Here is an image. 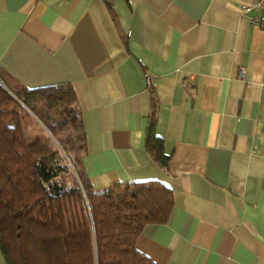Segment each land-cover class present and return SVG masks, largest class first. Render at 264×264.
<instances>
[{
	"label": "crops",
	"instance_id": "1",
	"mask_svg": "<svg viewBox=\"0 0 264 264\" xmlns=\"http://www.w3.org/2000/svg\"><path fill=\"white\" fill-rule=\"evenodd\" d=\"M258 1L0 0V69L25 86L74 90L89 181L172 189L168 221L136 240L157 264H264ZM153 96L166 166L146 148Z\"/></svg>",
	"mask_w": 264,
	"mask_h": 264
},
{
	"label": "trees",
	"instance_id": "2",
	"mask_svg": "<svg viewBox=\"0 0 264 264\" xmlns=\"http://www.w3.org/2000/svg\"><path fill=\"white\" fill-rule=\"evenodd\" d=\"M152 100L146 148L166 166L169 154L156 125L158 101L156 96ZM42 101L45 106L37 104ZM75 101L71 87L56 92L25 86L0 69V252L4 264H157L137 248L136 240L147 223L168 221L175 203L168 184L148 179L95 187L78 164L75 148L80 142L73 146L76 156L70 155L78 180L62 150L44 138L50 137L34 127L35 135L29 130L32 122H39L36 114L63 143L62 123L49 119V114L53 116L51 111L57 108L64 125L75 126ZM64 142L71 144L68 139Z\"/></svg>",
	"mask_w": 264,
	"mask_h": 264
},
{
	"label": "rangeland",
	"instance_id": "3",
	"mask_svg": "<svg viewBox=\"0 0 264 264\" xmlns=\"http://www.w3.org/2000/svg\"><path fill=\"white\" fill-rule=\"evenodd\" d=\"M45 95H48V93H46V91H45ZM37 104H39V106H41V105L45 106L46 103H45V101H42V102H38ZM26 108L30 111V113L35 114L28 107H26ZM51 112L53 113V116L49 114V119H51L52 121L55 120L57 122L62 123L61 127L64 128L61 132V133H63V136H62L63 140L65 141V139H68V143H71L70 145L67 144V146L69 147V151H68V148L66 146V143L63 141V143L65 144V147H64L63 143L61 142L62 140H59L58 138H56V135L53 132H51V130L43 122V120L39 117H36V114H35V116L34 115L33 116L39 122L38 123L32 122L31 123L32 125H31V127H29V130H31L32 127H34V128H36L37 131H39L41 133H45L46 136L50 137V138H47V137H44V138L49 143H50V141L51 142L53 141L62 150V152L66 155L68 162L72 166V169H73L74 173L76 174V176L79 180V174L75 168V165L73 164V160L71 159V156H73V155L76 156L75 149H77V148L74 149L73 146H74L75 142L79 143L78 136H77L79 133V130H78L76 125L72 126V124H71L73 129H70L71 126L66 127L64 125L63 117H61L62 114H61V111L59 109L53 108ZM31 132H32V134H34V132L32 130H31ZM31 136L32 135L29 134V138Z\"/></svg>",
	"mask_w": 264,
	"mask_h": 264
},
{
	"label": "built area",
	"instance_id": "4",
	"mask_svg": "<svg viewBox=\"0 0 264 264\" xmlns=\"http://www.w3.org/2000/svg\"><path fill=\"white\" fill-rule=\"evenodd\" d=\"M258 6H264V0H259ZM247 10H248V7H244V14L246 13ZM243 75H244V70L241 69L240 70V77H242Z\"/></svg>",
	"mask_w": 264,
	"mask_h": 264
}]
</instances>
